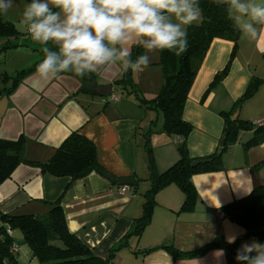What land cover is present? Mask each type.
<instances>
[{
    "label": "crops",
    "instance_id": "obj_1",
    "mask_svg": "<svg viewBox=\"0 0 264 264\" xmlns=\"http://www.w3.org/2000/svg\"><path fill=\"white\" fill-rule=\"evenodd\" d=\"M3 20L12 23L20 35L16 39L0 38V140L14 142L21 138L25 158L46 163L61 143L77 132L94 145L104 172L116 179L132 178L136 185L117 186L96 173L73 181L21 164L0 185V213L44 217L51 205L58 203L68 232L98 259L106 260L113 254L111 264H226L221 250L201 258L174 259L160 247L172 245L181 253H189L216 238L237 243L238 249L256 241L218 213L220 207L248 196L254 187L264 186V165L255 168L264 161V143L244 146L253 138L252 131L239 133L222 155L220 171L192 177L198 196L193 212H179L184 196L178 187L170 185L155 195L151 221L142 234L130 235L143 214L144 195L150 187L145 142L161 174L178 160L179 140L160 132V114L146 109L134 94L114 85L122 73L119 64L113 65L109 73L92 74L96 85L112 86L110 97L93 95L92 86L91 93L80 92L82 83L72 77L47 82L35 72L24 78L14 92L5 94V89L11 88L8 78L38 62L42 55L36 51L39 43L31 39L20 19ZM15 21L25 33L18 30ZM6 44L17 47L1 51ZM232 50L231 42H212L184 104L183 120L192 126L186 142L191 159L218 152L225 116L230 114L232 120L235 104L254 78L259 81L258 90L242 101L237 118L252 124L264 118V29L255 40L240 34L228 75L214 83ZM149 55V66L134 73L140 95L147 100L157 95L163 82L158 51ZM4 76L6 82L1 78ZM17 262L22 264L20 252ZM31 263L36 264L33 259Z\"/></svg>",
    "mask_w": 264,
    "mask_h": 264
},
{
    "label": "trees",
    "instance_id": "obj_2",
    "mask_svg": "<svg viewBox=\"0 0 264 264\" xmlns=\"http://www.w3.org/2000/svg\"><path fill=\"white\" fill-rule=\"evenodd\" d=\"M199 5L202 10V20L198 24L186 27L187 51L181 55H176L174 51H158L157 65L161 69L163 82L154 98L147 100L140 95L134 73L131 70L121 73V76L114 82V85L121 91H125L129 95L134 94L140 105L161 115V133L179 140L177 144L178 160L161 174L157 173L151 149L147 141L145 142L150 189L144 195L143 214L135 221L130 234L136 237L142 234L151 221L157 192L170 185H175L184 196V202L179 212H193L198 199L192 184L194 175L220 171L222 155L229 146L236 142L240 132H253V138L244 145L245 147L264 143V126H255L238 118L232 121L229 114L225 116L224 134H227V137L224 146L206 158L191 159L188 155L186 142L192 131V126L182 117L188 94L215 39L231 42L233 50L223 70L215 75L214 83L222 81L228 75L241 34L235 29L234 22L228 18L226 8L216 4L215 0H199ZM19 35L14 25L4 21L0 14V38L16 39ZM15 47L17 45L6 44L1 48V51ZM42 47L43 45L39 44V49L36 50L42 55L38 62L18 72L14 78H8V80L11 79V88L5 89V94L9 95L14 92L24 78L35 72L36 65L43 59ZM131 52L135 59L144 53V49L132 45ZM61 76L72 77L80 81L83 85L80 92L91 93V85L86 80L93 79L92 74L79 77L68 72ZM2 80L6 82L7 77L4 76ZM258 86L259 81L255 78L252 79L243 97L235 104L236 110L242 101L250 98L258 90ZM196 162L199 163L198 166L192 167V163ZM21 164L38 168L42 173L53 177H68L73 181L83 179L92 173L101 175L103 172L102 167L98 164L94 145L77 132L71 133L46 163L31 162L25 158L23 139L20 138L14 142L0 140V185L8 180L12 172ZM262 165H264V161L255 165V168ZM218 213L223 219L244 229L246 237H252L264 244V186L254 187L248 196L220 207ZM16 231L20 233L23 244L29 250L31 258L36 264H111L113 260V254H110L106 260L98 259L74 235L68 232L62 208L58 203L51 205L49 212L44 217L0 213V264H19L17 256L20 247L13 238V233ZM160 248L174 259L201 258L210 251L221 250L225 254L226 264H240L235 259L238 250L237 243L228 244L222 238H216L200 249L189 253H181L172 245ZM150 251L152 250L146 253Z\"/></svg>",
    "mask_w": 264,
    "mask_h": 264
},
{
    "label": "clouds",
    "instance_id": "obj_3",
    "mask_svg": "<svg viewBox=\"0 0 264 264\" xmlns=\"http://www.w3.org/2000/svg\"><path fill=\"white\" fill-rule=\"evenodd\" d=\"M13 3L0 0V13L7 14ZM215 3L226 8L241 36L259 37L264 29V0ZM200 20L199 0H31L20 23L34 42L43 45L35 74L50 82L68 72L79 77L109 73L117 64L122 73L140 72L151 63L149 53L186 52V27ZM130 42L144 53L133 59ZM235 259L240 264H264V244H242Z\"/></svg>",
    "mask_w": 264,
    "mask_h": 264
},
{
    "label": "rangeland",
    "instance_id": "obj_4",
    "mask_svg": "<svg viewBox=\"0 0 264 264\" xmlns=\"http://www.w3.org/2000/svg\"><path fill=\"white\" fill-rule=\"evenodd\" d=\"M30 2H31V0H14L13 7L11 9H9L7 14H4V13H0V14H1L2 18L3 19L5 18L6 20H15V19L19 20L21 18V14L23 12L25 5L30 3ZM16 27L18 28V30L20 32L25 33V29H22L21 25L19 27L17 22H16ZM1 65H2V62H0V70H1ZM1 78H3V77H1ZM2 83L3 82H1V80H0V86H3ZM0 88H2V87H0ZM241 145H242V143H241ZM149 189H150V187L148 188V190ZM13 238H14L16 244L20 247L19 252H20L21 259H22V264H30V261L32 258H31L29 250L27 249V247L22 242V238H21L20 233L17 231L14 232ZM31 264H33V263H31Z\"/></svg>",
    "mask_w": 264,
    "mask_h": 264
},
{
    "label": "water",
    "instance_id": "obj_5",
    "mask_svg": "<svg viewBox=\"0 0 264 264\" xmlns=\"http://www.w3.org/2000/svg\"><path fill=\"white\" fill-rule=\"evenodd\" d=\"M87 83H89L92 86V94L95 96L99 97H110L113 94L112 91V86L109 85L107 87H101L96 85L94 79H87ZM239 113V108L236 110L235 114L232 117V121H235L237 119V115ZM227 134H224L221 142H220V147L224 146L225 140H226ZM199 163H192V167L198 166ZM101 175L107 179L110 183L117 185V186H124V187H134L136 185L134 179L129 178V179H116L109 175L106 172H102Z\"/></svg>",
    "mask_w": 264,
    "mask_h": 264
},
{
    "label": "built area",
    "instance_id": "obj_6",
    "mask_svg": "<svg viewBox=\"0 0 264 264\" xmlns=\"http://www.w3.org/2000/svg\"><path fill=\"white\" fill-rule=\"evenodd\" d=\"M255 126H264V118L259 119L254 123Z\"/></svg>",
    "mask_w": 264,
    "mask_h": 264
}]
</instances>
